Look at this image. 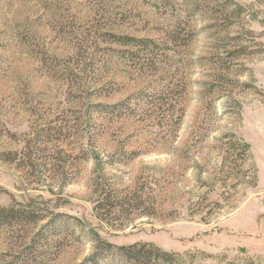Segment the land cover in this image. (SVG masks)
I'll return each instance as SVG.
<instances>
[{
    "label": "rangeland",
    "instance_id": "rangeland-1",
    "mask_svg": "<svg viewBox=\"0 0 264 264\" xmlns=\"http://www.w3.org/2000/svg\"><path fill=\"white\" fill-rule=\"evenodd\" d=\"M112 34L150 39L158 55L142 68L144 51L109 44ZM111 48L112 63L98 61ZM108 80L113 89H102ZM112 104L128 110L111 122L95 113ZM74 115L70 146L91 149L103 185L141 203L107 223L93 210L92 161L68 185L23 180L0 161V205L47 214L0 226V264H91L90 229L115 245L153 243L183 264H264V0H0V129L15 134L0 150L20 151L25 134ZM230 134L250 144L244 166L225 151Z\"/></svg>",
    "mask_w": 264,
    "mask_h": 264
},
{
    "label": "trees",
    "instance_id": "trees-1",
    "mask_svg": "<svg viewBox=\"0 0 264 264\" xmlns=\"http://www.w3.org/2000/svg\"><path fill=\"white\" fill-rule=\"evenodd\" d=\"M115 35V34H114ZM110 35L108 40L109 44H118L119 46L125 47L121 49H127L126 51L132 52L137 55L140 49L144 51L141 54L140 61L137 65L148 66L151 64L152 56L154 53V41L146 38H134L131 36H114ZM131 48H137L138 52L133 51ZM114 48H111V53L105 56V58L98 59V61H105V63H112V52ZM156 52V51H155ZM127 52H122L124 57H128ZM153 55H158V52ZM129 58L132 59V56ZM97 61V60H96ZM97 63V62H96ZM88 65V64H87ZM86 65V66H87ZM141 71V70H140ZM145 70H143L144 72ZM107 84H103L102 89L109 87V90L113 89V81L108 80ZM108 91V90H107ZM117 107L115 104L109 106H103V108L97 109L95 113L103 115L108 122L117 115H121L123 112H127L128 108ZM71 119L62 120V125L55 127L57 130L49 128H43L44 132L41 133L43 129L37 130L34 128V132L27 133L24 138L21 139L24 142L23 148L18 150H0V161L4 163L11 164L18 170L21 179L27 180L32 183L38 182L39 178L36 177L40 174L46 178L61 177L60 179L64 181L63 185H68L74 181L80 172V164L82 161H92L94 163V168L92 173L94 174L93 185L94 191L98 192L97 199L93 206L95 215L100 220H104L108 223V219L113 215H116L114 209L121 208H138L141 203V196L137 194L123 193L122 190H116L110 188L108 185H103L99 180L103 177V164H100L98 156L96 157L91 149L86 150L81 148L76 151L75 147L70 146L73 144L71 137L78 136V125L80 123V116H70ZM58 119V118H57ZM72 122V123H70ZM65 128L64 132L62 129ZM4 134L1 133L0 138L5 137H15V134L8 132L5 128H2ZM50 134H57L55 138H52ZM62 135V137H61ZM234 142H230L226 147V153L231 157L235 152L242 155L243 164H247L251 160V149L250 144L243 140L241 137H235L233 134L229 135ZM217 141H222L220 139H215ZM226 145V143L224 144ZM68 146V147H67ZM231 151V152H230ZM93 153V156L90 155ZM135 156V155H134ZM228 160V158L226 157ZM234 159V158H233ZM123 160V161H122ZM130 158H124V156H119L117 162L125 163L128 162ZM115 162V161H114ZM225 162V159L222 163ZM232 162V168H236V159L229 160ZM244 166V165H243ZM252 167V178L253 181L256 180V169L253 165ZM231 168V169H232ZM219 205V204H217ZM47 214L43 208L36 207L33 205H26L21 202L13 200L10 205L4 206L0 205V226L10 225V224H20L21 222L34 223L44 219ZM61 214H53V220L55 217H60ZM73 225V228H78L81 225L79 218L74 216H69ZM88 232L92 233L93 240L95 242V254L91 255L87 261L91 264H100L107 258L111 260L113 264H183V256L179 253L169 252L162 250L161 248L155 246L150 242H135L129 245H115L111 242L103 240L97 232L90 229ZM231 264V263H227ZM235 264V263H232ZM237 264H253L249 259L244 260L243 263Z\"/></svg>",
    "mask_w": 264,
    "mask_h": 264
}]
</instances>
